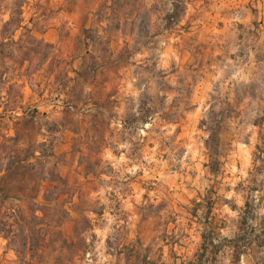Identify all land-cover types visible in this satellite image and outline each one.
Returning a JSON list of instances; mask_svg holds the SVG:
<instances>
[{
  "label": "rangeland",
  "instance_id": "obj_1",
  "mask_svg": "<svg viewBox=\"0 0 264 264\" xmlns=\"http://www.w3.org/2000/svg\"><path fill=\"white\" fill-rule=\"evenodd\" d=\"M217 8L0 0V142L19 136L0 170L33 148L48 160L35 174H52L36 196L5 197L13 181L0 192V218L20 214L0 224L11 238L0 236V264H198L205 251L186 231L196 205L227 202L235 219L244 203L250 227L264 174L243 175L239 158L264 125V36Z\"/></svg>",
  "mask_w": 264,
  "mask_h": 264
},
{
  "label": "crops",
  "instance_id": "obj_2",
  "mask_svg": "<svg viewBox=\"0 0 264 264\" xmlns=\"http://www.w3.org/2000/svg\"><path fill=\"white\" fill-rule=\"evenodd\" d=\"M218 13L222 11L228 13L227 17H232L235 21L234 27L238 33L242 28H248L250 34L264 36V0H217ZM220 10H222L220 12ZM79 19L84 21L86 13L84 8L78 14ZM263 38L260 39V44ZM253 133L249 144L241 148L239 164L243 175L249 176L261 172L264 174V155L260 160H255L253 154L259 148H263L264 125H253ZM263 164V169L258 167ZM261 168V166L259 167ZM245 177V176H243ZM262 177V176H261ZM230 193L226 198L232 197ZM256 208L253 210L252 218L249 221L250 227L244 225L248 218L244 217L246 205L242 204L240 214L234 219L232 208L226 202L221 208L210 209L206 206H195L189 211V221L191 226L186 229L191 240L190 248L192 251L200 249L203 252L200 256L194 257L198 264H224L236 259V250H239L237 264H264V178L257 185L255 191ZM199 201V200H198ZM232 212V213H231ZM219 223L218 228H214V238L210 247L205 248V237L210 232V225ZM245 236V238H242ZM236 239V240H232ZM245 239V240H244Z\"/></svg>",
  "mask_w": 264,
  "mask_h": 264
},
{
  "label": "trees",
  "instance_id": "obj_3",
  "mask_svg": "<svg viewBox=\"0 0 264 264\" xmlns=\"http://www.w3.org/2000/svg\"><path fill=\"white\" fill-rule=\"evenodd\" d=\"M24 2H18L15 1L13 3V6L11 8V17L10 19L13 20L15 15L21 13V9L23 7ZM10 24V23H9ZM3 142H0V160L3 157L4 149L6 146V143H11L12 147L15 148V145L18 142L19 136L16 134L14 137H8V136H2ZM40 155H37V150L33 148H29V152L25 151V153L21 150L14 151L12 149V158L14 161H12V164L7 167L4 170H0V173L2 172H10L15 174H0V192L5 193L6 191V185H8L11 181H13V184L10 186V188H13L15 192L13 194H5V197H12L16 199H21L24 196H27L28 191L34 190L35 196L37 195V192L40 190V185L42 182H44L47 178L50 177L52 174H42L45 169V165L48 162L45 157L44 153L42 151H39ZM53 153V152H52ZM14 154V155H13ZM53 155V154H52ZM32 160H35L34 162ZM14 169V170H13ZM20 170H23L24 174H16L19 173ZM42 172L41 174H35ZM15 183V184H14ZM34 195V194H32ZM19 212L17 213V210H8L3 213L2 217L0 218V224L2 221L10 220L12 218V221L19 220L20 219ZM2 229L0 228V236L3 234L1 233ZM6 239L9 241L11 238L9 236L3 235Z\"/></svg>",
  "mask_w": 264,
  "mask_h": 264
}]
</instances>
